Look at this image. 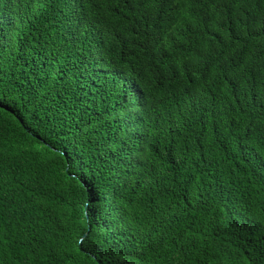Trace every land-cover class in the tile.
<instances>
[{"label": "trees", "instance_id": "16d2710c", "mask_svg": "<svg viewBox=\"0 0 264 264\" xmlns=\"http://www.w3.org/2000/svg\"><path fill=\"white\" fill-rule=\"evenodd\" d=\"M0 264H264V0H0Z\"/></svg>", "mask_w": 264, "mask_h": 264}]
</instances>
